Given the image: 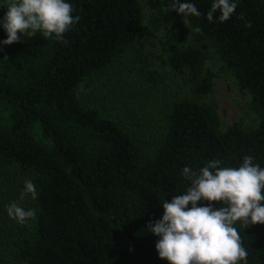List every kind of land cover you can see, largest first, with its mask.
<instances>
[{
  "label": "trees",
  "instance_id": "trees-1",
  "mask_svg": "<svg viewBox=\"0 0 264 264\" xmlns=\"http://www.w3.org/2000/svg\"><path fill=\"white\" fill-rule=\"evenodd\" d=\"M69 2L80 20L65 33L67 45L39 32L0 44V172L11 171L22 187L32 180L38 192L36 200L29 198L36 218L8 224L9 255L0 264H168L158 258L157 237L146 225L161 217L163 200L190 186L181 170L214 159L238 167L246 155L264 167V0H238L224 22H217L219 12L206 20L212 0H189L202 13L188 18L200 29L195 40L202 48L181 47L177 32L162 44L166 64L185 77L189 97L162 109V139L152 155L126 125L77 95L85 79L134 46L144 20L140 2ZM147 5L159 11L155 26L182 18L170 11L169 0ZM5 11L0 8V18ZM203 48H211L251 96L259 117L254 129H220L215 105L205 101L214 74L205 68ZM148 78L157 81L154 73ZM236 227L247 264H264V224Z\"/></svg>",
  "mask_w": 264,
  "mask_h": 264
},
{
  "label": "clouds",
  "instance_id": "clouds-1",
  "mask_svg": "<svg viewBox=\"0 0 264 264\" xmlns=\"http://www.w3.org/2000/svg\"><path fill=\"white\" fill-rule=\"evenodd\" d=\"M237 3L238 0H212L204 14L206 20L212 22L219 12L217 22L227 21ZM0 8L6 9L0 18V29L6 34V39L0 41L3 45L38 32L45 39L67 45L65 33L80 20L79 15H73L69 0H0ZM169 9L182 14L184 24L190 16L202 15L189 0H169ZM251 26L250 22L245 25ZM222 165L221 159H214L198 169L185 166L181 170L190 186L170 201L163 200L161 217L146 225V230L157 237L158 258L168 264H247L248 252L236 225L245 229L264 224V167L247 155L238 167ZM26 197L38 198L32 180L24 181L19 201ZM200 201L209 203L198 206ZM5 210L11 220L21 225L37 216V209L24 207L18 201L6 205Z\"/></svg>",
  "mask_w": 264,
  "mask_h": 264
},
{
  "label": "rangeland",
  "instance_id": "rangeland-1",
  "mask_svg": "<svg viewBox=\"0 0 264 264\" xmlns=\"http://www.w3.org/2000/svg\"><path fill=\"white\" fill-rule=\"evenodd\" d=\"M143 10V26L134 46L117 58L106 70L85 79L77 88L79 100L98 109L104 116L126 125L145 142V150L152 155L162 139L165 125L162 109L172 100L189 97L185 77L175 75L166 64L162 44L177 32L181 47L196 46L195 28L188 20H174L167 26H155L153 19L159 11L148 7L147 0H138ZM205 68L214 74L212 92L205 99L216 108L219 127L225 131L238 124L244 129H254L259 117L251 96L242 91L233 72L211 48H203ZM154 73L157 81L149 77ZM21 181L11 171L0 172V259L7 258V227L11 219L5 206L18 201L30 207L29 197L19 201Z\"/></svg>",
  "mask_w": 264,
  "mask_h": 264
}]
</instances>
